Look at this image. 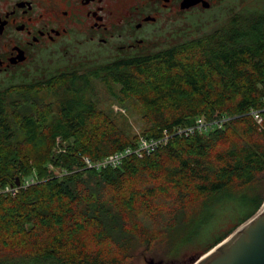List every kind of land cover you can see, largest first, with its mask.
Listing matches in <instances>:
<instances>
[{
	"label": "trees",
	"instance_id": "obj_1",
	"mask_svg": "<svg viewBox=\"0 0 264 264\" xmlns=\"http://www.w3.org/2000/svg\"><path fill=\"white\" fill-rule=\"evenodd\" d=\"M91 78L117 105L140 107L141 135L85 96ZM60 83L72 94L52 115L46 106L30 111L26 99L8 100L12 89ZM198 119L212 125L178 132ZM164 134L154 150L116 167L90 168L82 159L96 162ZM233 195L250 198L251 210L195 260L264 201V8H244L147 54L0 88V264H137L133 239L161 257L164 248L190 243L217 200Z\"/></svg>",
	"mask_w": 264,
	"mask_h": 264
},
{
	"label": "flooded vegetation",
	"instance_id": "obj_2",
	"mask_svg": "<svg viewBox=\"0 0 264 264\" xmlns=\"http://www.w3.org/2000/svg\"><path fill=\"white\" fill-rule=\"evenodd\" d=\"M250 1L0 0V73L35 64L64 41L101 47L113 58L141 55L157 36L230 16Z\"/></svg>",
	"mask_w": 264,
	"mask_h": 264
},
{
	"label": "rangeland",
	"instance_id": "obj_3",
	"mask_svg": "<svg viewBox=\"0 0 264 264\" xmlns=\"http://www.w3.org/2000/svg\"><path fill=\"white\" fill-rule=\"evenodd\" d=\"M248 8H264V0H251ZM229 15L221 12L214 18L205 17L199 25L186 24V26L175 33L157 36L151 47L146 48L141 54H147L160 48L173 45L186 38H193L210 30L213 26L227 20ZM65 45V46H64ZM66 47V49H64ZM38 62L23 66L11 72L0 73V88L10 82H17L25 76H41L44 72H54L65 67L83 63L85 65L101 64L113 59L108 50L101 47L77 45L65 42L62 46L53 48L47 55L38 56ZM64 83L56 84L52 87L41 90H18L12 89L8 100L26 99L25 106L36 113L41 107L48 108L50 114L57 111L58 102L63 97L72 94L67 91ZM86 97H92L100 107L112 109L121 126H125L132 134L141 135L142 118L140 107L137 104L117 105L108 97L105 87L96 78H91L88 88L84 91ZM33 99L36 103L33 102ZM252 208V200L245 199L242 195L222 196L209 210L208 215L200 223L190 243H181L172 249L174 252L169 256L168 249L164 248L163 254L155 257L153 251H149L136 239L132 240L133 255L137 259V264H193L196 258L202 253L207 244L211 243L217 236L223 235L244 218ZM157 249H155V252ZM159 252V251H157ZM162 258V260H161Z\"/></svg>",
	"mask_w": 264,
	"mask_h": 264
},
{
	"label": "water",
	"instance_id": "obj_4",
	"mask_svg": "<svg viewBox=\"0 0 264 264\" xmlns=\"http://www.w3.org/2000/svg\"><path fill=\"white\" fill-rule=\"evenodd\" d=\"M15 184L19 185V179ZM193 264H264V201L254 214Z\"/></svg>",
	"mask_w": 264,
	"mask_h": 264
},
{
	"label": "built area",
	"instance_id": "obj_5",
	"mask_svg": "<svg viewBox=\"0 0 264 264\" xmlns=\"http://www.w3.org/2000/svg\"><path fill=\"white\" fill-rule=\"evenodd\" d=\"M254 119L256 120L257 123H261L262 118L259 114V112L254 111L252 112ZM220 123H218L219 125ZM212 124L211 123H205L201 119H198L195 124L191 127L187 128H179L178 132L179 133H193V131L197 130L199 132H202L208 128H210ZM167 140V134H164L161 139L158 140H149L144 137H140L137 143L136 148L132 147H126L122 150L115 151L112 154L106 156L105 158L99 160V161H92L88 156H83L82 159L86 165V167H96V168H101V167H106V166H111V167H116L121 164L122 160L124 157L130 155V154H136L138 157H142L144 153H149L152 150H154L158 145L162 144ZM32 181V180H30ZM29 182V180H28ZM26 182V183H28ZM6 190H11V192L14 194L16 192V188L10 187L6 188Z\"/></svg>",
	"mask_w": 264,
	"mask_h": 264
}]
</instances>
